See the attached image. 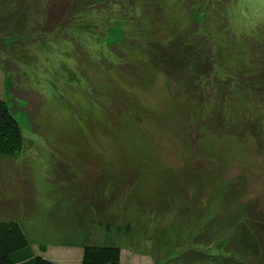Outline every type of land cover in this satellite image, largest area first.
<instances>
[{"label":"rangeland","instance_id":"rangeland-1","mask_svg":"<svg viewBox=\"0 0 264 264\" xmlns=\"http://www.w3.org/2000/svg\"><path fill=\"white\" fill-rule=\"evenodd\" d=\"M261 25L264 0H0V99L23 133L0 221L60 264L111 244L124 264H209L197 251L257 235L264 81L238 77L264 72Z\"/></svg>","mask_w":264,"mask_h":264},{"label":"trees","instance_id":"trees-1","mask_svg":"<svg viewBox=\"0 0 264 264\" xmlns=\"http://www.w3.org/2000/svg\"><path fill=\"white\" fill-rule=\"evenodd\" d=\"M264 25L258 26L256 32H262ZM262 35V34H260ZM259 35V36H260ZM244 39V38H242ZM168 52V51H167ZM175 52L169 49L168 53L160 52V56L165 59L164 67L165 73L173 70L174 63L172 55ZM171 68V69H170ZM264 71V70H263ZM238 82L246 83L252 92L262 90L261 82L264 81V72L258 76L252 75L247 79L238 77ZM242 81V82H241ZM243 83V86H244ZM262 94V92H257ZM264 99V95H261ZM23 146V133L18 121L12 114L7 103L0 99V157H12L21 151ZM259 230L264 231V224L259 223ZM244 229V227H243ZM247 234L244 229L237 237L236 246L230 250H224L221 253H209L210 251H197L199 257L196 260L203 259L209 264H234L241 263L235 253L238 250L245 257H249V252H253L252 257H256L252 263L264 264V236ZM263 233V232H262ZM237 247V248H236ZM40 252H45L46 245L40 244L38 246ZM226 252V253H225ZM225 254H228L227 256ZM0 264H58L57 262L35 253L33 247L26 235L24 234L20 224L15 220H1L0 221ZM80 264H124L120 260V248L114 244L111 245H83L81 249ZM245 264V262L243 263Z\"/></svg>","mask_w":264,"mask_h":264},{"label":"crops","instance_id":"crops-1","mask_svg":"<svg viewBox=\"0 0 264 264\" xmlns=\"http://www.w3.org/2000/svg\"><path fill=\"white\" fill-rule=\"evenodd\" d=\"M59 248H61V250H62V251H60L61 253H59V254L66 253L65 257H64V262H67L69 260V255H70L69 252H71L70 250H72V246L71 245L70 246L65 245V246H61ZM81 249H82V247H81ZM40 254L45 256V257H47V258H49V259H51V260H53V261H55V262H57L58 264L63 263L61 258L59 260H57V258L61 257V256H58V257H55V258L54 257L51 258V257L47 256L48 255V248L46 249L45 252H40Z\"/></svg>","mask_w":264,"mask_h":264}]
</instances>
